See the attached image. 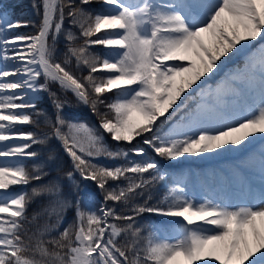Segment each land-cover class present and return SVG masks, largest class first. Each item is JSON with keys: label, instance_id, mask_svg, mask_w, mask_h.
Segmentation results:
<instances>
[{"label": "snow or ice", "instance_id": "obj_1", "mask_svg": "<svg viewBox=\"0 0 264 264\" xmlns=\"http://www.w3.org/2000/svg\"><path fill=\"white\" fill-rule=\"evenodd\" d=\"M93 2L105 7L85 11ZM33 9L36 21L0 13V264H264V150L259 183L242 187L235 202L219 193L198 197L187 175L167 167L264 142V0H34ZM28 27L35 33L18 32ZM62 35L66 51L58 60ZM97 47L104 52H93ZM245 53L243 68L204 87L222 58ZM73 58L87 75L73 71ZM54 84L89 107L98 128L66 117L71 102L51 90ZM197 89L200 102L190 108ZM41 92L54 117L37 108ZM178 112L184 114L163 131ZM42 116L50 134L25 130L39 127ZM138 137L159 160L143 159L145 147L133 145ZM51 139L71 161L64 177L75 191L82 190L76 175L99 189L98 209L82 208L81 196L71 201L57 178L12 192L49 175L46 162L26 161H38L33 147ZM100 158L125 162L109 167L95 162ZM158 185L163 195L150 204ZM41 197L47 203L30 219L28 207ZM70 207L74 223L60 231ZM145 213L162 218L147 236L139 223ZM42 214L55 222L34 231Z\"/></svg>", "mask_w": 264, "mask_h": 264}, {"label": "trees", "instance_id": "obj_2", "mask_svg": "<svg viewBox=\"0 0 264 264\" xmlns=\"http://www.w3.org/2000/svg\"><path fill=\"white\" fill-rule=\"evenodd\" d=\"M33 2L34 0H0V6L6 9L10 13L11 20H27V21H36L38 19L35 10L33 9ZM77 4H79V0H77ZM105 6L101 3L93 2L90 5L85 6V11L96 13L101 11ZM65 27H68V20H65ZM36 29L34 27L28 28H21L18 30L19 33L23 34H33L35 33ZM73 32L78 34V29L73 28ZM78 41L77 43H79ZM66 51V41L64 40L63 35L60 37L59 42L57 44V59L62 60L63 54ZM93 52L96 53H103L104 49L102 48H94L92 49ZM72 69L76 72L77 75H87V69L81 68L79 70L76 69L75 60L72 59ZM51 90L56 92L60 99H67L71 102V107H66L64 109V114L66 117H71L74 120L82 119V122L89 123V120L93 116L96 122H100L99 118L92 113L89 107L83 106L76 102L75 97L72 93H64L62 90L59 89V86L54 84L51 86ZM113 98L112 94H107L104 99L106 102L110 101ZM37 108L46 113L49 117H54V109L52 107L51 100L49 98V94L45 92H41V97L36 101ZM193 104L194 100L190 101ZM189 104V103H188ZM100 111H107L106 108L100 106ZM25 130L28 131H35L37 133H51V128L46 126L44 123V117H40L39 120V127L36 126H26ZM66 131V129H65ZM108 147L112 150L117 149L113 146L111 140L104 141ZM134 146H143L146 150V156L143 158L144 160H149V156L151 155V149L148 146L143 145L142 139L137 138L133 141ZM133 145H125L124 147H132ZM34 151L40 153L38 161H26V164L30 167L31 164L36 162H46L45 171L49 172V175L46 176L42 181L33 182V184L28 185L26 188H23L22 191L30 190L33 186L37 184H45L49 180L54 178L60 179L61 183L65 185L64 194L67 196L71 201L75 202L78 196L83 197L81 201V207L84 209H91L92 206H98L101 204L103 197L101 192L98 188H96L95 184L91 181H82L78 175L75 176V183H78L82 186V190L80 192L75 191V189L71 186L70 182L67 181L64 177V174L70 170H72V164L70 159L67 155L63 152V149L60 143L55 140L51 139L45 145H36L33 147ZM49 153L55 154V159L49 161L48 156ZM130 159H140L138 157H131ZM97 163L104 164L106 166H113L116 164L124 163L123 160H108L105 158H100L99 160L95 161ZM121 183H125L121 181ZM19 187H15L14 189H18ZM163 195V185H158L157 188L153 192V199L150 201V204H156L157 200L160 199ZM47 197H41L34 200L28 207V216L31 219L34 213L40 212L42 206L47 203ZM136 203H143V199H137ZM109 206H115L117 210H121L123 207L122 205L116 204H109ZM160 217L150 215L145 213L143 216L139 218V223L145 226L144 235L147 236L149 229V225L155 224L156 221L159 220ZM75 220V208L70 207L64 213L63 224L60 227V231L63 230L64 227H67L69 224L74 223ZM55 222V216L49 217L47 214H42L37 217L36 222L32 225L33 230L35 231L36 228H43L45 223H53ZM51 235H58L57 232L51 233ZM47 238V236L45 237ZM123 242V240L121 241Z\"/></svg>", "mask_w": 264, "mask_h": 264}, {"label": "rangeland", "instance_id": "obj_3", "mask_svg": "<svg viewBox=\"0 0 264 264\" xmlns=\"http://www.w3.org/2000/svg\"><path fill=\"white\" fill-rule=\"evenodd\" d=\"M0 13H3L5 19L10 18L7 11L3 10L1 7ZM261 43H264V41H261ZM256 47L258 48L259 44ZM250 54L251 53H245L244 55L240 56L239 59L233 60H224L225 58H222L223 65L221 71L216 72L215 75L210 79L206 78V84L204 87L210 86L214 89L218 84L224 81L230 73L236 71L239 68H243L247 57ZM189 91L191 92V90ZM199 91L200 89H197L196 93H193V95H197ZM197 96L200 101L199 95ZM39 97L40 93L34 96V99L36 100ZM228 99L229 101H232L236 98L228 97ZM183 114V112H178L167 123L164 131L166 132L167 129L171 127L173 123L178 121L180 116ZM105 138L110 137L105 134ZM113 144L116 143L113 142ZM262 150H264V142L257 141L255 145L245 151L227 153L221 152V154L218 156L209 157L206 159L189 158L188 160H184L179 164L170 163L167 165V167L174 170L171 173L172 175H187L189 177V191L196 194L198 197L209 192L212 194L219 193L220 195L229 196L235 202V196L239 193L242 187H246L250 181H254L257 184L259 183V159ZM152 158L159 160V158L155 157V155ZM161 165H164L163 161H161ZM161 220L162 218L156 221V224L160 223Z\"/></svg>", "mask_w": 264, "mask_h": 264}, {"label": "bare ground", "instance_id": "obj_4", "mask_svg": "<svg viewBox=\"0 0 264 264\" xmlns=\"http://www.w3.org/2000/svg\"><path fill=\"white\" fill-rule=\"evenodd\" d=\"M224 60H227V58H225ZM206 79V78H205Z\"/></svg>", "mask_w": 264, "mask_h": 264}]
</instances>
